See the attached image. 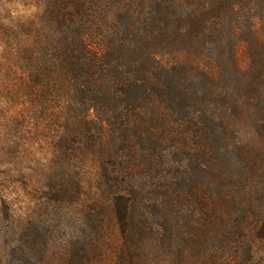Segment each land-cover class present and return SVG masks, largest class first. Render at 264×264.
I'll return each mask as SVG.
<instances>
[{"label":"trees","instance_id":"16d2710c","mask_svg":"<svg viewBox=\"0 0 264 264\" xmlns=\"http://www.w3.org/2000/svg\"><path fill=\"white\" fill-rule=\"evenodd\" d=\"M0 9V82L39 127L0 264H264V0Z\"/></svg>","mask_w":264,"mask_h":264},{"label":"rangeland","instance_id":"374dc122","mask_svg":"<svg viewBox=\"0 0 264 264\" xmlns=\"http://www.w3.org/2000/svg\"><path fill=\"white\" fill-rule=\"evenodd\" d=\"M29 0H0L3 14L21 15L31 10ZM13 81L7 80L6 85L0 82V212L6 215L10 203L19 214H26L30 207L29 185L31 176L35 179L43 170H33L37 164L31 160L23 149L32 146L37 159L43 154V146L37 137L39 127L29 123L25 118L21 105L9 101Z\"/></svg>","mask_w":264,"mask_h":264},{"label":"clouds","instance_id":"9594fccd","mask_svg":"<svg viewBox=\"0 0 264 264\" xmlns=\"http://www.w3.org/2000/svg\"><path fill=\"white\" fill-rule=\"evenodd\" d=\"M13 15H15V13H13Z\"/></svg>","mask_w":264,"mask_h":264}]
</instances>
